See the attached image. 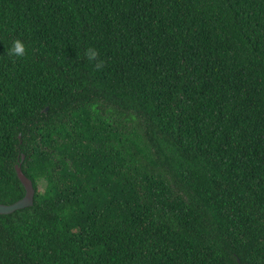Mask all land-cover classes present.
Here are the masks:
<instances>
[{"label":"trees","instance_id":"obj_1","mask_svg":"<svg viewBox=\"0 0 264 264\" xmlns=\"http://www.w3.org/2000/svg\"><path fill=\"white\" fill-rule=\"evenodd\" d=\"M21 153L0 264H264V0H0V204Z\"/></svg>","mask_w":264,"mask_h":264},{"label":"water","instance_id":"obj_2","mask_svg":"<svg viewBox=\"0 0 264 264\" xmlns=\"http://www.w3.org/2000/svg\"><path fill=\"white\" fill-rule=\"evenodd\" d=\"M23 159L24 154L21 153V158L15 164L14 169L16 176L23 187L24 194L20 199L11 204H0V215L11 214L14 211L33 206L36 191L31 179L26 177L21 169V163Z\"/></svg>","mask_w":264,"mask_h":264},{"label":"clouds","instance_id":"obj_3","mask_svg":"<svg viewBox=\"0 0 264 264\" xmlns=\"http://www.w3.org/2000/svg\"><path fill=\"white\" fill-rule=\"evenodd\" d=\"M7 55L17 59L25 58L27 55L26 43L19 38L12 40L11 46L7 50ZM83 56L88 62L94 63L96 69L102 67L103 62L99 59V53L95 47H87L83 52Z\"/></svg>","mask_w":264,"mask_h":264},{"label":"rangeland","instance_id":"obj_4","mask_svg":"<svg viewBox=\"0 0 264 264\" xmlns=\"http://www.w3.org/2000/svg\"><path fill=\"white\" fill-rule=\"evenodd\" d=\"M44 186H45V182L44 181H40L39 184H38L39 190H42Z\"/></svg>","mask_w":264,"mask_h":264}]
</instances>
